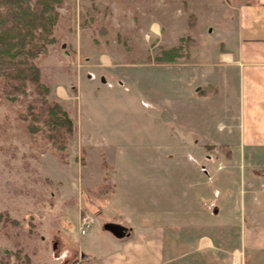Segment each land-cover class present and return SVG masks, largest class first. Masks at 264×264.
Returning a JSON list of instances; mask_svg holds the SVG:
<instances>
[{
	"label": "rangeland",
	"instance_id": "obj_1",
	"mask_svg": "<svg viewBox=\"0 0 264 264\" xmlns=\"http://www.w3.org/2000/svg\"><path fill=\"white\" fill-rule=\"evenodd\" d=\"M226 1H61L53 39L33 58L48 91L0 77V263L103 264L106 222L203 221V193L218 205L222 161L237 152L220 75L205 63L219 32L206 28L236 2ZM173 47V60L161 58ZM52 102L70 132L41 122Z\"/></svg>",
	"mask_w": 264,
	"mask_h": 264
},
{
	"label": "crops",
	"instance_id": "obj_2",
	"mask_svg": "<svg viewBox=\"0 0 264 264\" xmlns=\"http://www.w3.org/2000/svg\"><path fill=\"white\" fill-rule=\"evenodd\" d=\"M222 7L218 28H206L208 35H219L205 63L220 75L218 87L228 108L223 129L234 135L226 143L237 154L222 161L218 205L203 193V221L155 215L136 224L111 220L126 230L121 236L105 230L113 237L103 264H264V0ZM153 27L159 32L163 24L158 20Z\"/></svg>",
	"mask_w": 264,
	"mask_h": 264
},
{
	"label": "trees",
	"instance_id": "obj_3",
	"mask_svg": "<svg viewBox=\"0 0 264 264\" xmlns=\"http://www.w3.org/2000/svg\"><path fill=\"white\" fill-rule=\"evenodd\" d=\"M61 1L0 0V77L7 79L14 90L23 92L26 82L30 81L37 92L48 91L47 86L40 81V72L33 58L44 51L46 42L53 39L49 35L58 15L56 7ZM176 51L175 47L164 49L161 58L173 60L178 55ZM32 106L30 103L28 108ZM44 114L41 122L52 127L57 135L62 129L71 131V119L59 103L45 104ZM7 217L0 212V220ZM10 222L17 223L12 218ZM3 254L18 257L17 250L3 249ZM25 260L29 261L26 255Z\"/></svg>",
	"mask_w": 264,
	"mask_h": 264
},
{
	"label": "water",
	"instance_id": "obj_4",
	"mask_svg": "<svg viewBox=\"0 0 264 264\" xmlns=\"http://www.w3.org/2000/svg\"><path fill=\"white\" fill-rule=\"evenodd\" d=\"M104 228L108 229L110 232H112L116 236H121L124 234V226L118 223L106 222L104 224Z\"/></svg>",
	"mask_w": 264,
	"mask_h": 264
},
{
	"label": "built area",
	"instance_id": "obj_5",
	"mask_svg": "<svg viewBox=\"0 0 264 264\" xmlns=\"http://www.w3.org/2000/svg\"><path fill=\"white\" fill-rule=\"evenodd\" d=\"M91 221H92V218L91 217H87V216L86 217L85 216L82 217L81 224L83 225V227L80 230L82 233L85 231V229L87 227H89Z\"/></svg>",
	"mask_w": 264,
	"mask_h": 264
}]
</instances>
